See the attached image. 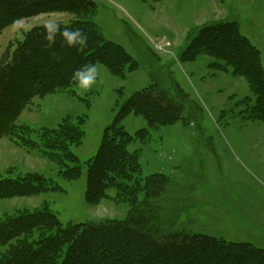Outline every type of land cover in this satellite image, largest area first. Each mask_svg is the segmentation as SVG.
Wrapping results in <instances>:
<instances>
[{
    "label": "rangeland",
    "instance_id": "374dc122",
    "mask_svg": "<svg viewBox=\"0 0 264 264\" xmlns=\"http://www.w3.org/2000/svg\"><path fill=\"white\" fill-rule=\"evenodd\" d=\"M93 1L97 4L93 19L104 36L122 45L137 67L116 75L99 62L96 82L89 88L75 84L34 98L18 123L34 129L31 137L39 141L43 128H56L69 116L79 121L85 136L71 149L83 173L68 178L64 174L68 167L49 159L43 147L30 149L8 137L1 139L0 174L38 172L53 188L32 196L0 198V216L34 210L48 202L65 226L125 219L130 207L115 200V189L98 204L87 201L88 161L98 152L124 102L159 81L182 103V117L173 124L152 127L144 115L130 112L119 124L135 136L128 149L138 151L143 177L163 173L170 179L155 200L164 226L264 249V121L251 117L256 94L244 77L220 59L208 54L195 59L184 56L203 25L237 21L260 50L264 68V0ZM71 17L41 14L7 27L0 35V58L11 41L23 39L32 27L67 23ZM158 43L165 50L157 48ZM145 128L149 135L144 140L138 131ZM144 195L142 191L140 198Z\"/></svg>",
    "mask_w": 264,
    "mask_h": 264
},
{
    "label": "trees",
    "instance_id": "16d2710c",
    "mask_svg": "<svg viewBox=\"0 0 264 264\" xmlns=\"http://www.w3.org/2000/svg\"><path fill=\"white\" fill-rule=\"evenodd\" d=\"M96 11L93 0H0V35L7 27L41 14L72 15L67 23L32 27L23 39L11 41L0 58V140L8 137L26 148L43 147L49 159L68 167L64 170L68 178L83 173L80 159L71 149L83 142L81 123L66 117L56 128H43L35 141L31 137L34 129L18 119L36 96L75 85L73 72L88 63H104L116 75L137 67L122 45L104 36L93 19ZM58 26L82 29L87 47L77 52L59 34L50 45L46 34L55 33ZM199 54L220 59L248 81L257 97L251 117L264 121L261 53L241 32L239 23L217 21L199 28L184 56L195 59ZM130 112L144 115L150 126L158 127L178 121L183 105L159 81L134 92L107 127L96 155L89 159L87 201L98 204L115 189V200L129 204L127 217L65 226L48 202L34 210L5 213L0 216V264H264V249L252 243L164 226L155 200L166 191L170 179L163 173L143 177L138 151L128 149L135 136L119 124ZM138 135L145 140L149 130L141 129ZM68 162L74 165L68 166ZM51 188V181L38 172L0 174V198L32 196ZM142 191L145 195L140 198Z\"/></svg>",
    "mask_w": 264,
    "mask_h": 264
},
{
    "label": "clouds",
    "instance_id": "9594fccd",
    "mask_svg": "<svg viewBox=\"0 0 264 264\" xmlns=\"http://www.w3.org/2000/svg\"><path fill=\"white\" fill-rule=\"evenodd\" d=\"M59 34L64 43L68 47H75L77 52L83 51L87 47V36L84 35L82 29L80 28H63L59 26L56 29L55 33L46 34V39L49 41V44L55 43L56 35ZM85 69H87L85 71ZM97 68L94 64L88 63L82 68L77 69L73 72L72 82L77 86L82 88H89L96 82Z\"/></svg>",
    "mask_w": 264,
    "mask_h": 264
},
{
    "label": "built area",
    "instance_id": "2783aa9c",
    "mask_svg": "<svg viewBox=\"0 0 264 264\" xmlns=\"http://www.w3.org/2000/svg\"><path fill=\"white\" fill-rule=\"evenodd\" d=\"M159 47H160V48H162V46H161V45H159Z\"/></svg>",
    "mask_w": 264,
    "mask_h": 264
}]
</instances>
